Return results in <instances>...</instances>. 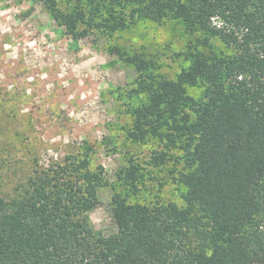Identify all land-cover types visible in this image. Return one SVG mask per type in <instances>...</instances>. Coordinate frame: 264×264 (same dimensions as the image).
I'll use <instances>...</instances> for the list:
<instances>
[{"label": "trees", "instance_id": "1", "mask_svg": "<svg viewBox=\"0 0 264 264\" xmlns=\"http://www.w3.org/2000/svg\"><path fill=\"white\" fill-rule=\"evenodd\" d=\"M105 1L68 0L77 3L64 9L45 4L74 36L87 34L79 31L82 22L124 28L132 2V18L181 20L189 32L204 34L197 46L211 48L216 36L235 49L224 55L201 48L175 80L141 83L147 102L135 108V140L147 135L143 126L155 131L164 115L180 114L186 85L204 84V101L180 125L192 168L179 176L186 206H149L116 193V231L96 235L87 214L99 203L102 173L90 167L91 148L80 146L0 186V264L264 263V0H125L120 16L101 14ZM131 62L141 73L149 67L144 59ZM133 166L124 177L136 190Z\"/></svg>", "mask_w": 264, "mask_h": 264}, {"label": "rangeland", "instance_id": "2", "mask_svg": "<svg viewBox=\"0 0 264 264\" xmlns=\"http://www.w3.org/2000/svg\"><path fill=\"white\" fill-rule=\"evenodd\" d=\"M45 1L61 9L77 3L0 0V186L9 187L36 162L61 160L89 146L90 167L102 173L99 203L87 214L96 235L116 231L111 213L116 193L149 206L185 207L187 187L179 176L192 168L183 148L188 134L180 125L194 118L190 107L204 101V84L186 85L189 98L180 114L164 115L155 131L143 126L147 135L135 140L130 134L136 131L135 108L147 102L141 83L175 80L201 48L224 55L235 49L216 36L210 37L211 48L197 46L204 34L189 32L181 20L132 18V2L125 0H106L100 10L120 16L126 4L124 28L108 31L82 22L79 31L86 28L87 34L74 36ZM133 59H144L148 69L141 73ZM132 165L136 190L124 177Z\"/></svg>", "mask_w": 264, "mask_h": 264}]
</instances>
